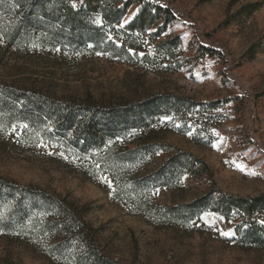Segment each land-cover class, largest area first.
Instances as JSON below:
<instances>
[{
    "label": "rangeland",
    "instance_id": "rangeland-1",
    "mask_svg": "<svg viewBox=\"0 0 264 264\" xmlns=\"http://www.w3.org/2000/svg\"><path fill=\"white\" fill-rule=\"evenodd\" d=\"M70 2L86 12L84 33L34 27L27 34L26 20L0 3V179L12 186L0 183V264H83L54 225L36 230L34 220L42 223L47 210L20 187L75 204L100 250L119 264H264V247L246 236L252 224L264 226V215L244 222L204 210L183 227L150 225L113 194L117 184L103 178L100 157L151 137L203 161V176L151 186V198L167 207L191 203L211 186L233 196L263 194L264 0H120L125 13L113 24L96 10L100 0ZM256 3L260 9L248 14ZM147 6L170 8L174 18L141 23ZM14 95L101 107L125 124L95 148H81L74 133ZM156 157H147L149 169ZM30 202L29 217L20 218Z\"/></svg>",
    "mask_w": 264,
    "mask_h": 264
},
{
    "label": "trees",
    "instance_id": "trees-1",
    "mask_svg": "<svg viewBox=\"0 0 264 264\" xmlns=\"http://www.w3.org/2000/svg\"><path fill=\"white\" fill-rule=\"evenodd\" d=\"M133 2L143 4L142 0H133ZM0 3L7 13L26 20V26L18 24L14 29L23 31L25 26L27 34H31L34 27L46 30L51 27L65 34L67 32L84 33L91 27L85 17L86 12L83 9L74 8L70 0H0ZM119 3L120 0H100L96 10L105 23H117L124 15L125 7L119 8ZM90 7L92 11L95 9ZM260 7V3L250 4L245 10L251 14ZM162 18L166 21L165 23H168L171 18H174L173 11L170 8L147 6L139 22H147V25L153 26ZM173 44H175L174 41L171 44L169 42L168 45ZM200 51L211 56L216 55V52L205 47L200 48ZM14 99L36 105L38 109L34 110L36 113L47 121L61 125L65 127V130L74 133L75 141L82 143L81 148H95L106 137V133H112L113 129L125 124L124 121L101 107L92 108L85 104L55 106L54 101L51 100L50 105L47 102L46 104L38 103L34 97H24L22 100L20 96L15 95ZM155 143L156 141L151 137H146L137 142L127 143L125 152L116 150L119 144H116L115 148H106L100 152L104 168L103 178L112 180L113 177L117 184V187L112 188L113 194L129 204L131 214L145 217L153 226L169 224L180 227L194 220L204 210L228 217L235 216L244 222L251 221L255 215H264V193L251 197L233 196L221 192L216 186H211L202 197L191 203L174 204L170 207L156 203L150 196L151 186L152 188L170 187L185 173L193 178L207 174L208 167L203 161L190 154L175 152L169 145ZM130 145L132 148H129ZM159 153L160 157L154 164L155 167L149 169V164L146 163L147 157L156 159ZM161 154L164 155L163 160L160 159ZM164 159H166L165 162ZM160 161L162 162L158 163ZM0 183L5 189L12 187L1 179ZM19 189L24 191L27 198L31 197L36 206L40 205L47 210L45 217H42V223L38 224V220L33 222L38 232L44 231L43 228L50 229L54 225L55 230L60 232L62 243L73 241L79 250V258L82 259L83 264H119L100 250L95 230L85 223L82 215L78 214L75 204L43 190L21 187ZM30 204L31 202L22 208L20 218H27L31 210ZM34 218L37 219V217ZM250 228L246 236L258 246L264 247V226L252 224Z\"/></svg>",
    "mask_w": 264,
    "mask_h": 264
},
{
    "label": "snow or ice",
    "instance_id": "snow-or-ice-1",
    "mask_svg": "<svg viewBox=\"0 0 264 264\" xmlns=\"http://www.w3.org/2000/svg\"><path fill=\"white\" fill-rule=\"evenodd\" d=\"M225 235H227V233H225Z\"/></svg>",
    "mask_w": 264,
    "mask_h": 264
}]
</instances>
